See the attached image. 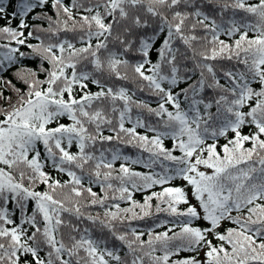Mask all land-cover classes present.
I'll return each instance as SVG.
<instances>
[{
  "label": "snow or ice",
  "instance_id": "1",
  "mask_svg": "<svg viewBox=\"0 0 264 264\" xmlns=\"http://www.w3.org/2000/svg\"><path fill=\"white\" fill-rule=\"evenodd\" d=\"M15 9L0 0V264H264V0Z\"/></svg>",
  "mask_w": 264,
  "mask_h": 264
},
{
  "label": "trees",
  "instance_id": "2",
  "mask_svg": "<svg viewBox=\"0 0 264 264\" xmlns=\"http://www.w3.org/2000/svg\"><path fill=\"white\" fill-rule=\"evenodd\" d=\"M3 2H4V4H5V6H7V13H8V16H9V18H10L11 13H12L13 11L16 10V9H15V3H16V0H12L11 3H9V0H3ZM65 3H69V0H65ZM40 12H41V9H40V8H37V9L35 10L34 13H32V14H30V15L28 16L27 19H28L29 24H39V23H41L40 21H33V20H32V15H36L37 13H40ZM49 14H51V13H49ZM18 22H19V18L15 19V20H12V26L15 27V26L18 24ZM6 23H7V21H6L5 19H0V25H4V24H6ZM45 26H46V25H45ZM26 31H27V30H26ZM67 35H68L69 37L72 36L71 33H69V34H67ZM221 38H222V39H225V40H228L227 37H221ZM233 39H235V37H234ZM31 42L36 43L37 41H31ZM78 46H79V45H78ZM2 51H3V50L0 49V52H2ZM25 63H26L27 66H29V67H33V68L36 67V62H35V61H25ZM14 71H15V68L10 69L9 71L5 72V73L3 74V75H4V79H5V80L12 79V80H13V83H17V86H18V87H23L22 85H20V84L14 79V76H13V72H14ZM41 78H42V77H41ZM129 87H131V85H129ZM93 90H95V89H93ZM8 94H9V90H5V95H8ZM139 95L141 96V98L148 100L150 103H153V106H155L152 97H148V96H146V95H144V94H139ZM61 122H65V123H66L67 121L62 119ZM126 126H130V125H126ZM245 131H247V129H245ZM138 132H139L140 134H145V130H144V129H138ZM105 134L108 135V134H110V133H108V132L106 131ZM148 135L151 136V133H148ZM224 142H225V141L223 140V138H221L220 143L223 144ZM165 146H166V147H171V146H172V141L166 139V140H165ZM106 147H119V148L121 149L122 154H123V155H126V156H128V157H130L131 160H135V159H137V158H141L142 160L147 161V158H148V153H141L138 149L133 148V147H129V146H125V145H116L115 141L112 142L111 145H106ZM75 150H76V149L73 148V151H75ZM176 154H179V153H176ZM122 162H123V161H117L116 164H115V166L118 168L119 165H120V163H122ZM168 163H169V162H165V164H168ZM129 166H130L134 171H138V172H141V173H148L149 171H156V172H161V171H162V169L159 167V165H155V166H153V169H151V170L148 169V168H145V167L143 166V163H141V164H131V163H129ZM53 175H56V174L53 173ZM59 178L62 179V180H63V179H67V177H66V176H63V175H60ZM172 183H173L174 185H176V186H183V182L178 181V180H177V181H173ZM165 186H168V185H165ZM93 190H94V191H97V192L100 191L99 187H95V186L93 187ZM161 190H162L161 186L157 185V186H154V187H153L152 189H150V190L134 192L133 198H134L135 200H137L138 202L143 203V199H144L145 196L150 195L151 192H154V191H155V192H159V191H161ZM152 203H153V205H155V204H156V201L153 200ZM128 206H129L128 203H126V202H121V207H128ZM96 211H100V209H96ZM172 219H173V218L166 216V214L161 213V214H159V216H153V217H151V218H145L144 220L134 221V222H133V226H136V227H138L139 229H141V230L147 232V230H148L149 228L154 227L155 223L159 222L160 220H169V221H170V220H172ZM168 226H171V225L169 224ZM155 230H156L157 232H159V231H164V230H166V229H165V228H156ZM145 239H146V237H145ZM182 255H188V254H187V253H184V254H182ZM201 258H203V254H201Z\"/></svg>",
  "mask_w": 264,
  "mask_h": 264
}]
</instances>
